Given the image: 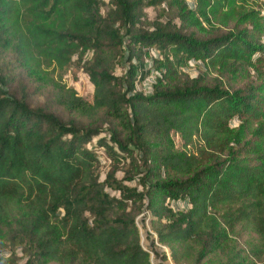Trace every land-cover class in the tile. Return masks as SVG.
Listing matches in <instances>:
<instances>
[{
    "label": "trees",
    "instance_id": "obj_1",
    "mask_svg": "<svg viewBox=\"0 0 264 264\" xmlns=\"http://www.w3.org/2000/svg\"><path fill=\"white\" fill-rule=\"evenodd\" d=\"M73 60L91 95L27 81ZM145 211L174 264H264V0H0V264H152Z\"/></svg>",
    "mask_w": 264,
    "mask_h": 264
},
{
    "label": "rangeland",
    "instance_id": "obj_2",
    "mask_svg": "<svg viewBox=\"0 0 264 264\" xmlns=\"http://www.w3.org/2000/svg\"><path fill=\"white\" fill-rule=\"evenodd\" d=\"M214 1L208 2L209 4H212ZM196 1H188V4L193 5ZM252 3V2H251ZM163 8L167 9V3H164ZM249 7V6H248ZM252 7L254 10H256L257 5L252 3ZM251 8V7H249ZM162 9H147L145 10V15H147V19L149 22L153 23L157 20H164L167 21L171 18L170 14H168L167 11L161 12ZM225 10H221L218 12V14L213 15L211 12V8L207 10L206 14H199L196 15L195 18H192V22L195 25H192L189 27L187 25V29L190 32H194L197 34H203L201 30L207 31L211 29V27L220 28L221 30H225L224 19L222 16L224 14ZM163 15V16H162ZM174 23L176 25H181L179 20H175ZM205 34V32H204ZM160 53L156 50H148L145 58V62L147 64H152L153 59H157L159 57ZM90 54H85L83 56V60L88 61L90 59ZM10 59V55L5 57V61H8ZM74 58V60H76ZM73 60V62H74ZM84 63L74 64L69 68V70L66 73H58L53 72L51 69L44 70V78L43 80L40 77L37 76H31L30 78H27V81L38 88L41 94L40 98L45 99V96L50 97L51 94L56 93L57 90H59V87H62L63 90H74L78 96H85L87 94H92L93 87L89 83L85 73L83 72L82 66ZM181 73L188 74L190 78H202L205 80H208L210 77H213V74L206 71L205 67L201 65V63H194V62H188L186 65L181 66L179 69ZM14 73L17 75V77L24 76L25 73L20 70H15ZM153 75L146 77V79L142 82L136 83V90L142 91L145 94H148L151 92V85L153 84ZM45 95V96H44ZM38 97H36L37 99ZM96 141H94L91 145L88 146V148L94 147ZM99 154L103 152V150H97ZM108 163H104V161L101 159V166H100V172L104 173L106 171V166ZM121 177L122 174H118V177ZM150 214L149 212L145 211L141 216H139L136 219L137 227L140 232V241L141 245L144 250H146L150 254V260L152 264H174L170 259V252L169 249L166 246H163L156 242V235L151 230L150 224H149ZM248 237H243L239 240L240 244L243 245L244 242L247 240ZM165 257L166 259H163Z\"/></svg>",
    "mask_w": 264,
    "mask_h": 264
},
{
    "label": "water",
    "instance_id": "obj_3",
    "mask_svg": "<svg viewBox=\"0 0 264 264\" xmlns=\"http://www.w3.org/2000/svg\"><path fill=\"white\" fill-rule=\"evenodd\" d=\"M156 242L158 243V241L156 240Z\"/></svg>",
    "mask_w": 264,
    "mask_h": 264
}]
</instances>
